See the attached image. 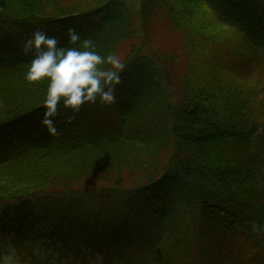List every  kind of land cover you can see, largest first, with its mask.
<instances>
[{"label": "trees", "instance_id": "1", "mask_svg": "<svg viewBox=\"0 0 264 264\" xmlns=\"http://www.w3.org/2000/svg\"><path fill=\"white\" fill-rule=\"evenodd\" d=\"M235 1L0 0V259L264 264V0ZM69 28L125 69L53 132L22 46Z\"/></svg>", "mask_w": 264, "mask_h": 264}, {"label": "clouds", "instance_id": "2", "mask_svg": "<svg viewBox=\"0 0 264 264\" xmlns=\"http://www.w3.org/2000/svg\"><path fill=\"white\" fill-rule=\"evenodd\" d=\"M69 43L60 46L55 36L37 29L23 44L25 55L33 54L24 79L30 83L47 80L44 123L55 132L58 107L78 112L85 104L111 105L116 102V87L125 64L114 52L102 55L92 39H82L75 28L68 29ZM253 231L264 232V226L253 224ZM4 264H12L8 257Z\"/></svg>", "mask_w": 264, "mask_h": 264}, {"label": "rangeland", "instance_id": "3", "mask_svg": "<svg viewBox=\"0 0 264 264\" xmlns=\"http://www.w3.org/2000/svg\"><path fill=\"white\" fill-rule=\"evenodd\" d=\"M237 5H241L242 7H246L247 4H251L248 1L245 0H237L235 1ZM237 11L239 13H244L243 9L240 8V6L236 7ZM153 33L155 34L157 38V44L162 47H172V46H178L179 42L181 41V35L179 33H171L168 28V25L163 23V22H153ZM152 34V33H151ZM153 36V35H152ZM253 69L250 67L249 70V76L253 75ZM1 234V231H0ZM45 239H42L40 242H44ZM11 257L12 264H27L25 262L19 261L17 258L14 256L10 255L7 251L4 252L3 257L0 259V264H4V261L8 258ZM95 262H93L94 264ZM44 264H49V263H44Z\"/></svg>", "mask_w": 264, "mask_h": 264}]
</instances>
